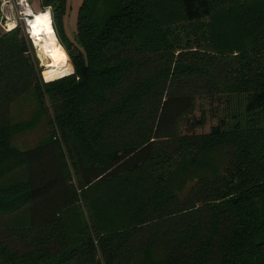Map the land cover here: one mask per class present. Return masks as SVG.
Instances as JSON below:
<instances>
[{"label": "trees", "instance_id": "16d2710c", "mask_svg": "<svg viewBox=\"0 0 264 264\" xmlns=\"http://www.w3.org/2000/svg\"><path fill=\"white\" fill-rule=\"evenodd\" d=\"M67 3L71 73L0 29V264H264V0Z\"/></svg>", "mask_w": 264, "mask_h": 264}, {"label": "rangeland", "instance_id": "374dc122", "mask_svg": "<svg viewBox=\"0 0 264 264\" xmlns=\"http://www.w3.org/2000/svg\"><path fill=\"white\" fill-rule=\"evenodd\" d=\"M81 2H82V0H68L67 8H66V11L63 15V20H62L64 22L63 27H64V30H65L67 35H70L72 33V31H76L77 11H78V7H79ZM0 8H1V5H0ZM2 9H3V11L5 10V13H7V15L10 13L11 17H10V20L5 21V18L2 17L0 14V29H3L2 26L6 25L7 30H10V26H12V28H13L15 26V24L16 25L19 24L21 29L24 32H26L25 23L23 21H16L15 20L16 11H15V8L13 6L11 7V4H8V3L4 4ZM46 9H48L49 13H50V9L49 8H46ZM39 11H42V9L34 10V11L32 10L33 13L39 12ZM32 16L30 18H32ZM50 18L52 19V16ZM52 25H53V20H52ZM26 34H27V32H26ZM29 34H27V38L30 40L31 45L34 48L35 55L38 58L39 65L41 67V73H42L43 64L47 58L42 53V51L39 49V47L35 44V42H33V38H31V36H29ZM54 36H55V33H54ZM55 38H56V36H55ZM63 47H64V49L68 55V58L71 62V72H73L74 71V65L72 63L70 53L65 46H63ZM29 102H30L29 100H22L18 104L19 110H21L23 112L20 114V117H26L27 118L29 116V113L34 108V104L32 102H30V103ZM214 104H211V106H214ZM209 106H210V104L207 101H198L196 108L194 109L192 114L198 116V115H200L202 110H205V114L207 116V119H206V122L202 126L195 128L196 132H206L209 130V128L212 124L217 122V117L215 115H213V112H215V111H214V109L209 110L208 109ZM46 130L47 129H46V125L44 123V120L41 119L37 125H35L31 128H28L25 131L16 132L14 134L13 141L15 142L17 147L24 149L28 146L33 145V144L42 143L43 141H45L47 134H48V132H46Z\"/></svg>", "mask_w": 264, "mask_h": 264}, {"label": "bare ground", "instance_id": "6f19581e", "mask_svg": "<svg viewBox=\"0 0 264 264\" xmlns=\"http://www.w3.org/2000/svg\"><path fill=\"white\" fill-rule=\"evenodd\" d=\"M28 12L33 15L32 18H28L27 24L30 36L47 58L43 64V78L50 80L70 73L71 62L54 36L50 13L48 11L33 13L31 9Z\"/></svg>", "mask_w": 264, "mask_h": 264}, {"label": "built area", "instance_id": "2783aa9c", "mask_svg": "<svg viewBox=\"0 0 264 264\" xmlns=\"http://www.w3.org/2000/svg\"><path fill=\"white\" fill-rule=\"evenodd\" d=\"M11 4V7L13 6L15 8L16 11V21H23L25 23V27H26V32L29 34L28 31V18L31 17V14L28 12L29 9L32 10L31 5H30V1L29 0H0V14L2 17L5 18V21L10 20V16L7 15V13H5V10L3 11L2 7L4 4ZM16 25V24H15ZM4 30H7V26L3 25L2 26ZM30 36V34H29ZM32 38V37H31Z\"/></svg>", "mask_w": 264, "mask_h": 264}, {"label": "crops", "instance_id": "0c3cea01", "mask_svg": "<svg viewBox=\"0 0 264 264\" xmlns=\"http://www.w3.org/2000/svg\"><path fill=\"white\" fill-rule=\"evenodd\" d=\"M30 1V5H31V8L32 10H39L41 9V6H40V0H29ZM46 8H49V7H46ZM50 9V8H49ZM10 14V13H9ZM8 14V15H9ZM11 17V14L9 15ZM11 27V26H10Z\"/></svg>", "mask_w": 264, "mask_h": 264}, {"label": "snow or ice", "instance_id": "6c2138e0", "mask_svg": "<svg viewBox=\"0 0 264 264\" xmlns=\"http://www.w3.org/2000/svg\"><path fill=\"white\" fill-rule=\"evenodd\" d=\"M37 19H39V18H37Z\"/></svg>", "mask_w": 264, "mask_h": 264}]
</instances>
